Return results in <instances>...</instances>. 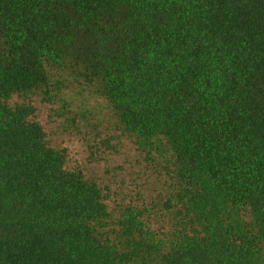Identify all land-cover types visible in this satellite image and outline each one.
Here are the masks:
<instances>
[{"label":"trees","instance_id":"obj_1","mask_svg":"<svg viewBox=\"0 0 264 264\" xmlns=\"http://www.w3.org/2000/svg\"><path fill=\"white\" fill-rule=\"evenodd\" d=\"M73 83L162 201L110 210L49 144L31 100ZM0 264H264V0H0Z\"/></svg>","mask_w":264,"mask_h":264},{"label":"rangeland","instance_id":"obj_2","mask_svg":"<svg viewBox=\"0 0 264 264\" xmlns=\"http://www.w3.org/2000/svg\"><path fill=\"white\" fill-rule=\"evenodd\" d=\"M31 102L32 120L42 127L49 144L65 153L69 169L101 185L109 195L110 210L120 203L150 207L165 198L168 178L147 165L92 86L73 83L49 102L40 97ZM158 213L152 215L155 227L165 223Z\"/></svg>","mask_w":264,"mask_h":264}]
</instances>
